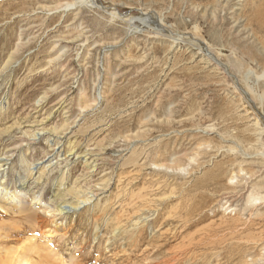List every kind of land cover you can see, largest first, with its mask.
Here are the masks:
<instances>
[{
  "label": "rangeland",
  "instance_id": "374dc122",
  "mask_svg": "<svg viewBox=\"0 0 264 264\" xmlns=\"http://www.w3.org/2000/svg\"><path fill=\"white\" fill-rule=\"evenodd\" d=\"M0 109V242L264 264V0H0Z\"/></svg>",
  "mask_w": 264,
  "mask_h": 264
},
{
  "label": "bare ground",
  "instance_id": "6f19581e",
  "mask_svg": "<svg viewBox=\"0 0 264 264\" xmlns=\"http://www.w3.org/2000/svg\"><path fill=\"white\" fill-rule=\"evenodd\" d=\"M89 1H96V0H89ZM65 6V5H64ZM70 7H73V4H71V5H67L66 6V8H70ZM64 9V8H63ZM177 46V45H176ZM175 46V47H176ZM81 56V55H80ZM194 57V56H193ZM208 70V69H207ZM213 70V69H212ZM214 71V70H213ZM250 73V72H249ZM248 73V74H249ZM227 88V87H226ZM3 104V103H2ZM1 110V109H0ZM255 120V119H254ZM253 125V124H252ZM254 126H256V125H254ZM254 129V128H253ZM260 129V128H259ZM255 133H257V132H255ZM47 142V141H46ZM203 148V147H202ZM201 148V149H202ZM53 149V148H52ZM78 156V155H77ZM192 156V155H191ZM190 156V157H191ZM75 159V158H74ZM77 159V158H76ZM48 162V161H47ZM159 162V161H158ZM192 162V161H191ZM72 163V162H71ZM36 165V164H35ZM38 165V164H37ZM35 166L34 167V165H33V168L32 169H30V171H32L33 169H36L38 166ZM43 165V164H42ZM58 165V164H57ZM164 165V164H163ZM49 166V165H48ZM65 166V165H64ZM70 166V165H69ZM159 166V165H158ZM156 167H157V165H156ZM155 166H154V169L156 168ZM160 167V166H159ZM159 167H157V170H159L160 168ZM3 168V167H2ZM159 168V169H158ZM1 169V168H0ZM38 169V168H37ZM45 169V168H44ZM162 169V168H161ZM164 169V168H163ZM162 169V170H163ZM69 170V169H68ZM166 170H168V169H166ZM34 171V170H33ZM62 171V170H61ZM173 171V170H172ZM177 171H178V169H177ZM190 171V170H189ZM174 172H176V168H175V171ZM243 172V171H242ZM1 173H3V172H1ZM32 173V172H31ZM30 173V174H31ZM64 173V172H63ZM186 173H188V172H186ZM192 173V172H191ZM241 173V172H240ZM182 174V173H181ZM244 174V173H243ZM242 174V175H243ZM10 175V174H9ZM33 176V175H32ZM62 176H63V174H62ZM244 176V175H243ZM22 178V177H21ZM20 177H19V179H21ZM29 178V177H28ZM14 180V179H13ZM23 180V179H22ZM212 180V179H211ZM234 180V179H233ZM17 182H18V180H16ZM25 180H23V182H24ZM58 181H59V179H58ZM218 181V180H217ZM231 181H232V179H231ZM19 183L18 182V188L19 189H17V190H23V187H24V183ZM233 182V181H232ZM59 183H61V181L59 182ZM12 185V184H11ZM22 193V192H21ZM21 193H19V191H15V192H11L10 190H9V186L6 184V182L5 181H3L2 179H0V204H2V205H9V206H11V207H13L15 210H17V211H20V210H22L23 208H24V205L22 204V200L20 199V194ZM250 196V195H249ZM84 197V196H83ZM86 198V197H85ZM81 199V198H80ZM92 199V198H91ZM79 200V199H78ZM83 199H81V202H79L78 201V203H79V205H83V204H85L86 203V201L87 200H89V199H87V200H84V201H82ZM34 201H36V198H34ZM253 201V200H252ZM85 202V203H84ZM229 204V203H228ZM227 205V204H226ZM224 206V205H223ZM1 208V207H0ZM77 208V207H76ZM76 208H72V207H62L61 208V210L59 211L60 213H61V211H66L65 213H70V212H72L73 210H75ZM234 209V208H233ZM232 210V209H231ZM233 211H235V210H233ZM231 214V213H230ZM172 215V214H171ZM142 221V220H141ZM144 222V221H143ZM142 222V223H143ZM137 225H139V224H137ZM141 225V224H140ZM133 228V227H132ZM159 228V227H158ZM136 230V229H135ZM142 230V229H141ZM137 232V231H136ZM139 233H140V230H139ZM136 237V236H135ZM132 240V239H131ZM130 240V241H131ZM135 240V239H134ZM129 241V242H130ZM223 241V240H222ZM135 242V241H134ZM137 242V241H136ZM136 242L134 243V245L136 244ZM200 242V241H199ZM131 243V242H130ZM129 243V244H130ZM133 243V242H132ZM133 245V246H134ZM196 245V244H195ZM27 248H21V247H19V248H15V249H13L10 245H9V243L8 242H5V241H2V242H0V264H47L48 262L47 261H45L44 259V261H40L42 258L40 257V256H38V255H35V254H29V253H31V251H32V248L34 249V243H32V242H28L27 243ZM129 247H131V246H129ZM120 248V247H119ZM123 252H125V250H123ZM182 252V251H181ZM131 253V252H130ZM148 253V252H147ZM119 254V253H118ZM27 258H29V259H31L32 261L31 262H29L28 260H27ZM43 258H45V257H43ZM116 258V257H115ZM123 259H124V257H122ZM174 258V257H173ZM33 259L35 260V263L33 262ZM46 259V258H45ZM128 259V258H127ZM187 259V258H186ZM129 260V259H128ZM173 260V259H172ZM185 260V259H184ZM199 260V259H198ZM192 261V260H191ZM214 261V260H213ZM251 261H252V259H251ZM208 262V261H207ZM245 262V261H244ZM180 263V262H179ZM124 264V263H123ZM152 264H154V263H152Z\"/></svg>",
  "mask_w": 264,
  "mask_h": 264
}]
</instances>
